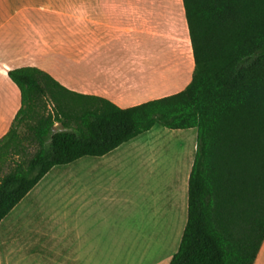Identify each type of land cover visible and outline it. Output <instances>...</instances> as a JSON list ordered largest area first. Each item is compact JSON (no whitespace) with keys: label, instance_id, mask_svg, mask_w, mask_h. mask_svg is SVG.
Instances as JSON below:
<instances>
[{"label":"trees","instance_id":"trees-1","mask_svg":"<svg viewBox=\"0 0 264 264\" xmlns=\"http://www.w3.org/2000/svg\"><path fill=\"white\" fill-rule=\"evenodd\" d=\"M193 60L181 91L120 108L24 66L0 138V222L55 167L100 158L155 125L196 130L187 219L169 264H253L264 240V0H181Z\"/></svg>","mask_w":264,"mask_h":264},{"label":"rangeland","instance_id":"rangeland-1","mask_svg":"<svg viewBox=\"0 0 264 264\" xmlns=\"http://www.w3.org/2000/svg\"><path fill=\"white\" fill-rule=\"evenodd\" d=\"M158 19L162 26L159 32L149 34L143 49V60L147 61L142 77L128 75L136 80H126L132 91L143 88L147 95L127 105L177 93L191 79L193 60L182 3L175 6L173 14ZM36 25L32 43L20 51L25 56L15 65L42 68L46 36L53 41L75 40L68 28H54L45 34L43 20L36 18ZM122 90H117L116 98L125 101L121 94L129 89ZM195 144V129L172 131L155 125L130 141L129 147H136L132 154L139 152L140 158L133 155L126 160L121 154L125 150L115 151L111 159L102 161L104 167L99 171L91 176L82 172L81 182L77 162L53 168L0 222V264H59L66 235L67 264H169L179 243V225L169 223L175 219L173 205L179 188L187 187L185 177L191 169ZM96 160L81 161L88 166V161ZM78 193L80 200H76ZM138 232L156 233V238L142 239L140 233L135 237ZM48 245L56 248L51 263Z\"/></svg>","mask_w":264,"mask_h":264},{"label":"crops","instance_id":"crops-1","mask_svg":"<svg viewBox=\"0 0 264 264\" xmlns=\"http://www.w3.org/2000/svg\"><path fill=\"white\" fill-rule=\"evenodd\" d=\"M180 5L181 0H0V138L8 131L20 107L19 91L10 82L7 72L19 67L33 66L15 64L24 55V53L21 55L20 51L28 49L32 43L31 33H36V18L43 20L45 34L58 27L62 31L68 28L70 34H75V40L65 41H53L46 36L42 42L43 67L39 69L70 91L102 97L120 108H128L149 101L127 105L128 102L142 98L147 93L143 88L132 91V85L126 84V80H136L129 78L128 75L137 79L142 77L141 70L147 61L143 60L146 52L143 53L147 48L149 34L159 32L162 23L158 18L173 14L175 6L178 8ZM118 89H123L122 91L129 89V93L121 94L125 101L116 98L119 95ZM129 145L130 141L111 153L96 158L100 162L88 161V166L87 162L81 161L85 158L78 159L76 161L78 181L82 172L91 176L104 167L102 161L107 157L111 159L115 151L125 150L121 154L126 160L133 155L140 158L139 152L132 154L136 147ZM189 173L185 177L187 181ZM48 175L46 174L42 180ZM182 188L180 186L177 201L173 205L172 216L175 219L169 223L171 226L179 225L176 227L177 231L175 228L172 231H176L177 242H180L187 219V187ZM79 197L78 193L76 200H80ZM156 223L158 222L154 221V224ZM182 223L184 225L180 228ZM156 232L158 233V229ZM139 233L135 237L139 238ZM140 234L142 239L156 238V233ZM67 237L66 235V238H63L66 242L65 245H61L63 255L59 264L68 262ZM46 248L49 253L48 261L51 263L56 248L53 245ZM253 264H264V240Z\"/></svg>","mask_w":264,"mask_h":264}]
</instances>
